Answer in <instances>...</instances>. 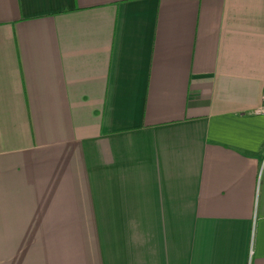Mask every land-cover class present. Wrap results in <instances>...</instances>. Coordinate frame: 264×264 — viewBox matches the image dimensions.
I'll use <instances>...</instances> for the list:
<instances>
[{
    "label": "crops",
    "instance_id": "0c3cea01",
    "mask_svg": "<svg viewBox=\"0 0 264 264\" xmlns=\"http://www.w3.org/2000/svg\"><path fill=\"white\" fill-rule=\"evenodd\" d=\"M264 0H0V264H264Z\"/></svg>",
    "mask_w": 264,
    "mask_h": 264
},
{
    "label": "built area",
    "instance_id": "2783aa9c",
    "mask_svg": "<svg viewBox=\"0 0 264 264\" xmlns=\"http://www.w3.org/2000/svg\"><path fill=\"white\" fill-rule=\"evenodd\" d=\"M263 112H264V108H263Z\"/></svg>",
    "mask_w": 264,
    "mask_h": 264
}]
</instances>
